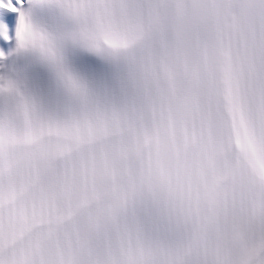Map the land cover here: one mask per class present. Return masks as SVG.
<instances>
[{"label":"snow or ice","instance_id":"snow-or-ice-1","mask_svg":"<svg viewBox=\"0 0 264 264\" xmlns=\"http://www.w3.org/2000/svg\"><path fill=\"white\" fill-rule=\"evenodd\" d=\"M0 264H264V0H0Z\"/></svg>","mask_w":264,"mask_h":264}]
</instances>
